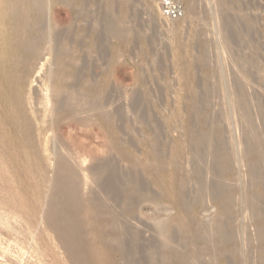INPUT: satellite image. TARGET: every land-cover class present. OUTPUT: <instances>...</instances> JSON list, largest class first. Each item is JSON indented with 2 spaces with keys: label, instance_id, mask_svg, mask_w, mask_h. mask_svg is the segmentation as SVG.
I'll list each match as a JSON object with an SVG mask.
<instances>
[{
  "label": "rangeland",
  "instance_id": "rangeland-1",
  "mask_svg": "<svg viewBox=\"0 0 264 264\" xmlns=\"http://www.w3.org/2000/svg\"><path fill=\"white\" fill-rule=\"evenodd\" d=\"M66 1L68 0H49V9L46 12L48 11L49 24L56 28L53 34L56 35L51 38L49 47L47 46L46 50L41 52L42 54L40 53L41 56L39 54V57H36L33 54H26L27 51L25 49L17 47L16 21L18 13L13 10V6L17 5V0H0V126L4 128L3 130L7 132L8 136H13L14 139L18 137L19 134L16 130L15 122L19 121L18 118L22 119V117L20 112L18 113L14 107L15 100L20 98L22 102H26L25 113L31 120L34 118L32 122L36 125L35 137L39 145L38 150L48 171V181L42 202L33 221L29 215H18L13 210L8 209V211L3 208L4 205L8 206L9 203L7 198H3L1 193L11 194L9 192L11 186L7 182L5 174L0 172V177L3 175V179L0 178V264H57L52 260L53 256L50 253H45L42 246V237L49 207L52 203L53 181L57 174L59 158L71 167L72 174L69 178L70 183H68L71 187L70 192L73 193V196H78L83 201L77 221L68 224L65 218L61 221L62 225L65 226L63 234L73 233L79 225L82 227V232L75 239V243L88 242L89 245L85 248V252L90 256L91 264H170L171 261H174L172 264H264L262 256L264 255L262 252L264 251V226H262L264 225V198H262L264 197V151H260L262 154L259 152V159L262 161L260 162V171L255 175H251V168L256 163L253 155L254 151L257 150L255 148L257 146L252 140L256 135V131L250 127L251 119L254 120L255 124L259 123V126L263 127L264 125V0H225V2L224 0H219V2L218 0H195L198 17L197 15L193 16L188 11L189 0H183L188 18L185 17V19L175 23L172 27L170 26V29L161 34H156L151 22L152 19L162 22L160 0H122V2L120 0H116L117 2L108 0V2L114 1L115 4L120 3L118 7L115 5V8L121 13H124L130 7L133 8L134 13L141 12L143 22L140 20L136 21V23H142L144 27L138 29L137 26L139 24L134 25V22L132 24V26H135L134 31L126 35H120L119 33H116L118 36L116 34L107 35V38L103 41H100L97 37L96 31L90 29L89 32L86 28L88 25L87 18L84 17L76 22L73 20L83 6L91 7L90 10L93 9L94 11L97 7L105 9L107 8L105 6L107 5V0H76L77 5H79L71 8L70 0L68 3ZM94 1L97 3H93ZM249 1L255 6L258 5V7L256 6L255 10H249L242 14L239 11L241 3L244 2L247 5ZM222 2L225 9L218 5ZM227 2L230 3V6L226 4ZM148 4L152 8L149 11H147ZM225 4L228 6H225ZM10 7L15 12L14 14L12 13L13 11L9 10ZM219 7L220 9H218ZM221 10L223 11L221 12ZM215 11H217L216 14L219 12L216 15L218 18L215 16ZM225 16L226 18L229 17L228 19L230 20H227ZM209 17L213 18V20L211 21ZM202 18L204 19L201 20ZM208 18L210 20H207ZM231 18L236 21L231 20ZM251 19H253L251 30H243L244 21ZM223 20L224 22L225 20L226 22L228 21L229 24L231 21L235 22L238 29L244 31L243 38L246 42H249L250 38L254 39L253 48H251L252 45H247L248 48L245 46L242 49L244 50L243 55L245 52L248 56H244V58L249 59V56H251L249 54H254L256 59L257 69H255V75L257 85L255 94L257 98L255 97V99L257 101L255 99L252 101L256 105L251 103L254 107L249 103V106H246L247 102H244V104L242 101L241 104L239 101H230L225 96L223 97L224 94L220 91L223 77L227 75L229 79L225 77L226 81H231V76L233 75L234 77L238 73V69L236 70V61L238 59L236 55L238 51L232 52L237 48H229L232 44L230 42L227 44V38H223L228 33L223 32L224 35H221L222 32L219 29ZM207 21H210V24ZM71 22L75 23L72 24ZM224 22L223 25L226 24ZM217 23L219 24L218 27ZM199 24L201 25L199 26ZM213 24L216 26L215 28H213ZM70 25L79 26L81 29L80 33L82 35L79 34L78 40L81 38L79 42H83V45L80 43L82 45L81 48H84L83 51L86 52L85 49H87L86 55L89 57H85L86 61L87 59L90 60H88V68L82 70L81 75L84 77V81L89 79V82H87L89 84L85 82L84 84L87 85H82L81 90L85 89L86 91H79V95L82 96H79L78 100L73 99L74 101H71L67 99V103L65 101L63 104L59 96L56 98L57 95L55 96L53 92L47 95L45 90L46 88L49 89L50 86L48 85L62 77V69L60 67L64 59L62 55L64 54L63 42L66 44V41L63 39L64 37L58 39V35L62 29V32L66 31ZM209 25H211L212 30ZM232 25H228V27H232ZM119 26L120 24L116 27L118 31L121 29V26ZM202 28L207 29L203 30ZM218 29L221 33H218ZM139 30L141 31L139 32ZM186 31L187 34L185 33ZM85 32H89V34L86 36L87 33ZM209 32L210 34H208ZM211 32L214 33L212 34ZM153 35L157 36L154 37ZM81 36H83V39ZM86 37L89 38L86 39ZM221 38L226 42L224 43ZM88 39H90V42ZM197 42L198 47L195 46ZM95 43L98 44L96 45ZM193 43L194 48L196 47L195 49H193ZM199 45L201 48H199ZM166 46L168 47L166 48ZM79 47L77 45L76 49L81 50ZM96 47L100 48V54ZM103 47L105 52L101 55ZM89 49L91 50L90 55L88 54L90 52ZM233 54H236L235 57ZM232 65L235 67H229ZM245 66L249 67V64L246 63ZM206 70L210 71L207 73ZM78 71H80V67L77 68L76 74H79ZM219 72H223L224 75ZM227 72H230L229 75ZM211 73L213 74L212 76ZM54 74L58 78L56 76L54 78ZM220 75L222 77H219ZM213 76H218V80ZM19 77L22 79V87L17 92L16 80ZM210 77H213V80ZM90 78L92 79L90 80ZM94 78L96 80L99 79V82ZM73 80L68 81L65 91L73 88ZM211 80L213 83H211ZM187 81L188 84L186 85ZM198 85L203 86L197 87ZM205 86L209 87V92L205 90L206 88L204 89ZM210 87H214L216 91ZM230 87L233 88L232 85ZM226 88L228 89L227 85ZM192 89L194 90L190 91ZM87 93L88 95H86ZM201 93H205L206 96L204 97L202 94L201 98ZM109 94L112 96H109ZM146 94L149 95L147 96ZM100 95H103V97ZM212 95H216V98ZM218 96L223 99H219ZM89 97H92V99ZM109 99H112V101H109ZM140 100L145 105H142ZM138 101L140 107L137 104ZM30 102H32V106ZM72 105L73 107L79 106L76 109V114L66 111ZM37 106L38 108H36ZM257 106L260 108L256 109ZM52 107L54 108L53 110ZM92 107L95 108L93 109ZM242 107L245 110L246 108L251 110L250 107H252L251 111L253 114L249 110L245 111ZM241 109H243L244 113ZM41 113L43 114L42 116L40 115ZM143 113L146 116L141 117ZM199 113L204 114V116L207 115V117L205 116V118ZM153 116L156 121H154ZM149 117L150 119H148ZM193 118L197 119V121H194ZM66 121L68 128L64 123ZM71 121H74V125ZM208 121H211V125ZM69 124H71V127H69ZM214 128L215 132L211 131ZM251 133H254L253 136H251ZM187 135L189 136L187 137ZM199 143L200 145L198 146ZM210 143L211 145H209ZM197 148L198 154L195 151ZM206 148H209V150H206ZM218 153H222L220 155V157L222 156L221 160L218 159ZM117 165L118 167L120 165L125 170V178L128 185L123 186L124 189L122 188L123 190L117 195L118 197H114L104 187L110 168ZM4 177L6 179L5 182H3ZM137 178H141V181L144 182L145 189L142 192L144 194L143 197L138 200L135 191L140 186L138 185L140 182ZM221 178L226 183L221 189H218L219 192L212 193L213 195L209 194L216 186L219 187ZM128 179H130L132 184L129 183ZM156 179L160 181L159 184L156 183ZM201 180L207 181L208 186H211L208 195L199 193ZM209 181L211 185H209ZM258 194H260L259 196L262 195L261 202H263L259 206L254 205L256 203H254V199L257 198ZM231 196L233 201L230 200ZM222 210H224L223 214L225 213V215L222 214ZM184 212H188L189 217L191 216L190 219L193 224L190 227L191 231H189L190 228L188 230V228L181 227L180 220L182 214L185 215ZM86 213H88L90 218L84 217ZM98 213L103 214L99 215L101 219H97ZM170 219L173 229L170 240L166 242L161 237V232L156 225L159 222H163V220ZM99 220H105L107 223ZM220 221L223 223L221 226L219 224ZM97 222L105 224H98L96 227ZM214 223L217 224L215 225ZM217 225L219 226V233ZM215 228L216 230H213ZM221 229H223L224 232H222L224 234ZM212 231L214 232L212 233ZM114 234H117L118 237ZM222 234L224 238H222ZM215 235H218V237ZM214 242H217V244ZM174 244H176V252H173L170 248L172 247L173 249ZM221 244L222 247H220ZM191 251L194 252L192 256L190 255ZM172 253H176L179 259L176 260L175 258L173 260Z\"/></svg>",
  "mask_w": 264,
  "mask_h": 264
},
{
  "label": "bare ground",
  "instance_id": "bare-ground-1",
  "mask_svg": "<svg viewBox=\"0 0 264 264\" xmlns=\"http://www.w3.org/2000/svg\"><path fill=\"white\" fill-rule=\"evenodd\" d=\"M69 1V0H68ZM68 1H66L67 3H68ZM87 1V0H86ZM86 1H84V2H86ZM101 1H104V0H101ZM116 1V0H115ZM121 2H122V0H120ZM188 1V0H187ZM222 1V0H221ZM220 1V2H221ZM228 1V0H227ZM243 1V0H242ZM82 2V1H81ZM83 2V3H84ZM117 2V1H116ZM119 2V1H118ZM124 2V1H123ZM218 2H219V0H218ZM224 2H225V0H224ZM66 3V4H67ZM69 3H70V8L71 7H74V6H78L77 5V1L76 0H70L69 1ZM87 3V2H86ZM90 3V2H89ZM93 3H97V2H93ZM98 3H101V2H98ZM106 3H107V5H105V3H104V5L105 6H107V8H99V7H97V9L94 11L93 9H91V10H93V11H91L90 10V8H88V6H83L82 8H81V10L80 11H78V13L74 16V20L73 21H79V19H82V18H87L88 20H87V29L89 30V32H90V29L92 30V31H96V34H98V38L100 39V41H103L105 38H107V35H110V36H112L111 34H123V35H126L127 33H130V32H132V31H134V28H135V26L134 25H137V24H139L137 27H138V29H142V27H144V24H142V23H139V22H137L136 23V21H142V19H141V17H142V13L140 12V13H138V12H136V13H134L133 12V8H129L128 10H126L124 13H121V12H119L118 11V9H116L115 8V5L118 7V4H120V3H116L115 4V2L114 1H109L108 2V0L106 1ZM129 3V2H128ZM8 4H10V3H8ZM81 4V3H80ZM85 4V3H84ZM88 4V3H87ZM102 4V3H101ZM226 4H229V6H230V3H226ZM225 4V6H228V5H226ZM93 5V4H92ZM218 5H220V7H222V9H225V8H223L224 7V3L222 2V3H220V4H218ZM9 6V5H8ZM49 0H17V5L16 6H13L14 8H13V10L16 12V13H18V18H17V15H16V18H17V23H16V25H17V27H16V36L18 37L17 39H18V41H17V44H18V46L17 47H19L20 49H25L26 51H27V53L26 52H24V53H26V54H33V56H36V57H39L38 55L41 53V52H43V51H45L46 50V47L49 45V43H51V38L53 37V36H55V35H53L55 32V29L56 28H54L55 26H53V25H50L49 24V22H48V11L46 12V10L47 9H49ZM66 6V5H65ZM68 6H69V4H68ZM96 6H98L97 4H96ZM100 6V5H99ZM102 6V5H101ZM257 7H258V5H256ZM256 6H255V4H253L252 2H248L247 3V5L244 3V2H242L241 3V7H240V9H239V11L242 13V14H244L246 11H249V10H255V8H256ZM94 7V6H93ZM92 7V8H93ZM103 7V6H102ZM126 7H127V5H126ZM148 10L147 11H149V9H152L151 8V6L148 4ZM220 7L218 8V9H220ZM185 8H186V6H185ZM188 11L194 16H196L197 15V17H198V14H197V4H196V1L195 0H189V3H188ZM95 9V8H94ZM119 9H120V7H119ZM160 9H161V0H160ZM9 10H11V11H13L12 10V7H10L9 8ZM187 10V9H186ZM6 11V10H5ZM12 12L13 14L15 13V12ZM187 11V12H188ZM218 11V10H217ZM217 11H215V16L216 15H218V13L216 14V12ZM223 10H221V12H222ZM188 12V13H189ZM220 12V14H222ZM149 13V12H148ZM4 14V13H3ZM55 14V13H54ZM69 14V13H68ZM154 14V13H153ZM209 14V13H208ZM7 15V14H6ZM149 15H150V13H149ZM162 15V14H161ZM192 15H191V17H192ZM223 15V14H222ZM221 15V16H222ZM14 16V15H13ZM152 16V15H151ZM189 16V15H188ZM209 16H211L210 14H209ZM212 16H214V14H212ZM214 16V17H215ZM157 17V16H156ZM185 17L186 18H188L187 16H186V11H185V16L183 17V18H181V19H178V20H173V19H169V18H166V17H161V19H162V22H158L157 21V19L156 20H154V19H152V24H153V26H154V29H155V31H156V34H161V33H163V32H165V31H167V29H170V26L172 27V25L174 26V24L175 23H177V22H180V21H182L183 19H185ZM201 17V16H200ZM207 17H208V15H207ZM68 18V17H67ZM195 18V17H194ZM210 19H211V17H209ZM207 19V20H210V19ZM216 18H218V16H216ZM222 18V17H221ZM225 18H226V16H225ZM229 18V17H228ZM228 18H226L227 20H230V19H228ZM70 19H71V17H70ZM76 19V20H75ZM200 19V18H199ZM204 18H202L201 20H203ZM224 19V18H223ZM233 18H231V20H232ZM55 20H57V19H55ZM206 20V19H205ZM213 20V18L211 19V21ZM215 20V19H214ZM221 20V19H220ZM234 20V19H233ZM14 21V20H13ZM69 21V20H68ZM70 21H72V20H70ZM86 21V20H85ZM194 21H196V20H194ZM216 21H218V20H216ZM234 21H236V20H234ZM74 22V23H75ZM136 24H135V23ZM143 22V21H142ZM199 22V21H198ZM202 22V21H201ZM208 22V21H207ZM210 22V21H209ZM208 22V23H209ZM219 22V21H218ZM223 22H224V20H223ZM223 22H222V25L219 27V29L221 30V32H222V34L221 35H224L223 34V32H226V33H228V34H226V37L225 36H223V38H227V44L230 42L232 45H231V47H229L230 49L231 48H237L235 51L233 50H231L233 53L234 52H237L238 51V54L236 55L237 57H238V59H237V57H236V59H237V61H236V70L238 69V73L236 74V75H234V77H233V75L231 76L232 77V79H231V81H229V80H227L226 81V79H225V77H228L227 75H226V73H225V75L226 76H224L223 78H220V79H223L222 80V82H221V87H222V89L220 90L223 94V97L225 96V98H228V99H230V101H239L240 103L243 101V103L245 102H247V104H246V106H249L248 105V103L251 105V106H253L251 103H253L252 101H254V99H255V97H256V94H255V88H256V75H255V69H257L256 68V66H257V64H256V59H255V56H254V54H249V55H251V56H249V59H246V58H244V56H247L246 54L247 53H245L244 52V55H243V51L244 50H242L245 46H246V48H248L247 47V45L248 46H251V48H253V38H250V40H249V42H246V40L243 38V36H244V31H241L240 29H238V27H237V24L235 23V22H233V21H231V23L229 24L228 23V21L226 22V20H225V22H226V24H224L223 25ZM224 22V23H225ZM72 23V22H71ZM74 23H72V24H74ZM134 23V25L132 26V24ZM196 23V22H195ZM219 23H221V22H219ZM68 24H70V22H68ZM67 24V25H68ZM120 24V26H121V29H119V31H118V29H116V27L118 26ZM210 24V23H209ZM211 24H212V22H211ZM215 25H216V23H214ZM213 24V25H214ZM231 24H233L232 25V27H228V25H230L231 26ZM64 25V24H63ZM76 25V24H75ZM146 25V24H145ZM183 25H185V24H183ZM201 24H199V26H200ZM206 25V24H205ZM208 25V24H207ZM212 25V26H213ZM214 25V27L213 28H215L216 26ZM119 26V27H120ZM211 25H209V27H210ZM219 26V24L217 23V27ZM252 26H253V19H251V20H246V21H244V23H243V30H248V31H250L251 30V28H252ZM64 27H66V26H64ZM136 27V28H137ZM197 27V26H196ZM208 27V26H207ZM184 28V27H183ZM198 28V27H197ZM211 28V27H210ZM62 29V28H61ZM65 29H67V28H65ZM144 29V28H143ZM203 29V28H202ZM207 29V28H206ZM205 28L203 29V30H206ZM218 29V30H219ZM63 30V29H62ZM62 30H61V32L59 33V35H58V39H60V38H62V37H64L63 39H65V41H66V44H65V42H63V50H64V54H62L64 57V59L63 58H61V59H63V62L61 63V69H62V77H57L56 76V74H54V78H55V76L58 78V79H56V81H54V80H52V81H54V82H52L50 85H48V86H50L49 87V89L48 88H46V92H47V95H49V93H51V92H53L54 94H55V96H56V98L59 96V98H61V102H63V104H64V102L68 99V100H78L79 99V91L81 90V88H82V85H87V84H89V83H87V82H89V79H88V81L87 80H85L84 81V77L81 75V71L82 70H84V69H86V68H88V62L90 61L89 59H87V61H86V58L85 57H89V56H87L86 55V52H87V49H85L86 50V52L85 51H83V49L84 48H81L82 47V45H83V42H79V40L81 39V38H79V40H78V36H79V34H81L80 32H81V29H80V27L79 26H74V25H70L69 26V28L66 30V31H63L62 32ZM118 32H117V31ZM137 30V29H136ZM175 31H177L176 29H174ZM185 30V29H184ZM183 30V31H184ZM209 30V29H208ZM211 30H212V28H211ZM210 30V31H211ZM220 30L218 31V33H221L220 32ZM87 31V30H86ZM141 30H139V32H140ZM143 31V30H142ZM192 31H193V29H192ZM191 31V32H192ZM214 31V30H213ZM215 31L217 32V30L215 29ZM57 32V31H56ZM89 32L87 33V32H85V33H87L86 34V36L89 34ZM138 32V31H137ZM171 32V31H170ZM188 32H189V29H188ZM173 33V32H172ZM186 34H187V31L185 32ZM198 33H199V31H198ZM205 33V32H204ZM212 33V32H211ZM214 33V32H213ZM212 33V34H213ZM116 34V35H117ZM184 34V33H183ZM208 34H210V32L208 33ZM217 34V33H216ZM82 35V34H81ZM141 35V34H140ZM177 35V34H176ZM203 35V34H202ZM206 35V34H205ZM204 35V36H205ZM215 35V34H214ZM219 35V34H218ZM85 36V35H84ZM118 36V35H117ZM116 36V37H117ZM154 36V35H153ZM155 36H157V35H155ZM154 36V37H155ZM161 36V35H160ZM165 36V35H164ZM185 36H188V35H185ZM196 36V35H195ZM220 36V35H219ZM82 37V39H83V36H81ZM96 37V38H97ZM115 37V36H114ZM113 37V38H114ZM153 37V38H154ZM167 37V36H166ZM221 37V36H220ZM85 38V37H84ZM87 38H89V37H86V39ZM118 38V37H117ZM116 38V39H117ZM120 38V37H119ZM123 38V37H122ZM156 38H159V37H156ZM163 38V37H162ZM168 38V37H167ZM190 38V37H189ZM197 38V37H196ZM196 38H194V39H196ZM115 39V38H114ZM166 39V38H165ZM171 39V38H170ZM186 39V38H185ZM222 39V38H221ZM16 40V39H15ZM89 40V42H90V39H88ZM112 40V39H111ZM125 40H128V39H125ZM155 40V39H154ZM162 40H164V39H162ZM161 40V41H162ZM172 40V39H171ZM183 40V39H182ZM98 41V40H97ZM130 41V40H129ZM157 41V40H156ZM173 41V40H172ZM185 41V40H184ZM194 41V40H193ZM197 41V40H196ZM195 41V42H196ZM202 41V40H201ZM204 41V40H203ZM222 41H223V39H222ZM225 41V42H226ZM62 42V41H61ZM94 42V41H93ZM96 42V41H95ZM121 42V41H120ZM128 42V41H127ZM136 42V41H135ZM205 42V41H204ZM224 42V41H223ZM224 42V43H225ZM82 45H81V44ZM88 43V42H87ZM124 43H126V42H124ZM131 43H133L132 41H131ZM171 43V42H170ZM183 43V42H182ZM185 43V42H184ZM96 45L98 44V43H95ZM101 44V43H100ZM196 44V43H195ZM203 45H204V43H202ZM226 44V45H227ZM234 44V45H233ZM77 45H79L80 47L79 48H81V50H77L76 49V46ZM167 45H169V44H167ZM193 45V49H195L194 48V43L192 44ZM198 45V42H197V44L195 45V46H197ZM205 45H207V44H205ZM62 46V45H61ZM86 46V45H85ZM95 46V45H94ZM135 46H136V44H135ZM170 46V45H169ZM190 46V45H189ZM200 46V45H199ZM227 46H229V45H227ZM233 46V47H232ZM235 46V47H234ZM49 47V46H48ZM89 47V46H88ZM92 47V46H91ZM102 47V46H101ZM168 46H166V48H167ZM198 47V46H197ZM86 48V47H85ZM97 48V47H96ZM185 48V47H184ZM199 48H201V46L199 47ZM204 48V47H203ZM228 48V50H230ZM100 49V48H99ZM98 48H97V50H98V52L100 51ZM181 49V48H180ZM205 49V48H204ZM60 50V49H59ZM61 50H62V47H61ZM104 50V51H103ZM103 50H101L102 51V53H101V55L103 54V52H105V49H104V47H103ZM186 50V49H185ZM197 50H198V48H197ZM202 50V49H201ZM246 50V49H245ZM89 55H90V53H91V50L89 49ZM93 51H94V48H93ZM107 51V50H106ZM109 51V50H108ZM183 51V50H182ZM199 51V50H198ZM95 52V51H94ZM121 52V51H120ZM185 53V52H184ZM195 53H197V52H195ZM240 53V54H239ZM42 54V53H41ZM41 54H40V56H41ZM97 54V53H96ZM99 54H100V52H99ZM98 54V55H99ZM181 54H182V52H181ZM94 55V54H93ZM97 55V56H98ZM234 55V54H233ZM235 55H234V57H235ZM92 56V55H91ZM240 56V57H239ZM118 57H120V56H118ZM192 57V56H191ZM230 57H231V55H230ZM233 57V56H232ZM248 57V56H247ZM41 58V57H40ZM95 58V57H94ZM18 59V58H17ZM21 59H22V56H21ZM96 59V58H95ZM103 59V58H102ZM102 59H101V61H102ZM246 59V60H245ZM89 60V61H88ZM93 60V59H92ZM232 60H233V58H232ZM31 61H32V59H31ZM34 61V60H33ZM40 61V60H39ZM57 62V61H56ZM92 62V61H91ZM97 62V61H96ZM96 62H95V64H96ZM103 62V61H102ZM233 62V61H232ZM101 63V62H100ZM249 64V67H246L245 66V64ZM17 64H18V62H17ZM16 64V65H17ZM204 64V63H203ZM233 64V63H232ZM91 65V64H90ZM103 65V64H102ZM101 65V66H102ZM234 65H235V62H234ZM59 66V65H58ZM203 66V65H202ZM31 67V66H30ZM34 67H35V64H34ZM33 67V68H34ZM37 67V66H36ZM80 67V71H78V73L79 74H76V71H77V68H79ZM91 67V66H90ZM93 67V66H92ZM103 67V66H102ZM229 67H232V68H234L235 66H229ZM101 68V67H100ZM34 69H36V68H34ZM202 69V68H201ZM205 69V68H204ZM209 69V68H208ZM91 70L93 71V69L91 68ZM211 70V69H210ZM210 70H206L207 71V73L210 71ZM228 70V69H227ZM235 70V69H234ZM92 71H90V72H92ZM212 71H213V69H212ZM211 71V72H212ZM215 71V70H214ZM224 71V70H223ZM233 71V70H232ZM34 72V71H33ZM96 72V71H95ZM185 72V71H184ZM201 72V71H200ZM205 72V71H204ZM234 72V71H233ZM214 73V72H213ZM216 73V72H215ZM219 73H223V72H219ZM228 73V72H227ZM230 73V72H229ZM229 73H228V75H229ZM60 74V73H59ZM86 74V73H85ZM94 74V73H93ZM201 74V73H200ZM200 74H199V78L202 76V74H201V76H200ZM206 74V73H205ZM204 74V75H205ZM232 74V73H231ZM230 74V75H231ZM95 75V74H94ZM111 75V74H110ZM207 75V74H206ZM205 75V76H206ZM213 74L211 73V76H212ZM223 75H224V73H223ZM92 76V75H91ZM96 76V75H95ZM214 77V76H213ZM213 77L211 78L212 80H213ZM218 77V76H217ZM217 77L215 76L214 78H216L217 79ZM219 77H222L221 75L219 76ZM86 79H87V77H85ZM206 78H209V77H206ZM31 79V78H30ZM72 79H74L72 82H74V85H73V88L72 89H70V90H68V91H65V89H67L66 87H67V84H68V81L69 80H72ZM92 78H90V80H91ZM95 79V78H94ZM198 79V78H197ZM201 79V78H200ZM227 79H229V77L227 78ZM25 80V79H24ZM27 81L29 80V79H26ZM96 80V79H95ZM210 80V79H209ZM211 80V81H212ZM218 80V79H217ZM30 81V80H29ZM32 81H33V79H32ZM96 81H98L99 82V79L98 80H96ZM96 81H95V84L97 85V83H96ZM189 81V80H188ZM188 81H187V83H186V85L188 84ZM71 82V81H70ZM87 83V84H84V83ZM92 82H93V80H92ZM200 82V81H199ZM204 82V81H203ZM210 82V81H209ZM211 83H213V81L211 82ZM210 83V84H211ZM24 84H25V82H24ZM70 84V83H69ZM73 84V83H72ZM92 84V83H91ZM199 84V83H198ZM203 84H205V83H203ZM233 86V88H231L230 86L231 85ZM93 85V84H92ZM96 85H94V86H96ZM206 85H207V83H206ZM226 85L228 86V89L226 88ZM91 86V85H90ZM201 86H203V85H201ZM201 86H197V87H201ZM215 86V85H214ZM16 87H17V92L21 89V87H22V79L19 77V78H17V80H16ZM25 87V86H24ZM85 87V86H84ZM196 87V88H197ZM212 87V86H211ZM210 87V88H211ZM28 88V87H27ZM32 88V87H31ZM99 88H100V86H99ZM98 88V89H99ZM107 88V87H106ZM195 88V87H194ZM206 88V89H205ZM215 88H216V86H215ZM214 87L213 88H211V89H213V90H215L216 91V89H215ZM226 88V89H225ZM48 89V90H47ZM97 89V90H98ZM187 90H189L188 88H186ZM202 89V88H201ZM204 89L205 90H208V92H209V87L208 86H205L204 87ZM210 89V90H211ZM85 90V89H84ZM84 90H81V91H84ZM104 90V89H103ZM103 90H102V92H103ZM106 90V89H105ZM108 90V89H107ZM194 89H192V90H190V91H193ZM64 91V92H63ZM86 91V90H85ZM90 91V90H89ZM89 91H87L88 93H90ZM149 91V90H148ZM195 91H197V90H195ZM68 92V93H67ZM200 92V91H199ZM206 92V91H205ZM208 92H207V95H208ZM81 93V92H80ZM84 93V92H83ZM88 93L86 94V95H88ZM92 93V92H91ZM108 93V92H107ZM144 93V92H143ZM146 93V92H145ZM192 93V92H191ZM195 93V92H194ZM212 93H214V92H212ZM219 93V92H218ZM25 94V93H24ZM33 94V93H32ZM82 94V93H81ZM93 94V93H92ZM97 94H98V92H97ZM101 94V93H100ZM105 94H106V92H105ZM190 94V93H189ZM197 94V93H196ZM196 94H195V96H196ZM202 94L203 93H201V98H202ZM215 94V93H214ZM221 94V93H220ZM53 95V94H52ZM99 95V94H98ZM97 95V96H98ZM104 95V94H103ZM103 95H100V96H102L103 97ZM111 94H109V96H110ZM144 95V94H143ZM142 95V96H143ZM147 95V94H146ZM149 95V94H148ZM147 95V96H148ZM198 95V94H197ZM45 96V95H44ZM82 96V95H81ZM80 96V97H81ZM89 96H91V94H89ZM94 96V95H93ZM100 96H99V98H100ZM112 96V95H111ZM147 96H146V98H147ZM199 96H200V93H199ZM199 96H198V98H199ZM203 96L205 97L206 96V94L204 93L203 94ZM209 96V95H208ZM212 96H214L215 98H216V95H212ZM220 96V95H219ZM218 96V97H219ZM29 97V96H28ZM47 97V96H46ZM106 97H108L107 95H106ZM210 97H211V95H210ZM58 98V100H60ZM83 98V97H82ZM85 98H87V97H85ZM89 98H91L92 99V97H89ZM98 98V99H99ZM104 98H105V96H104ZM109 98V97H108ZM190 98V97H189ZM195 98V97H194ZM197 98V97H196ZM257 98V97H256ZM32 99V98H31ZM30 99V100H31ZM84 99V98H83ZM94 99V98H93ZM140 99H142V98H140ZM148 99V98H147ZM219 99H223V98H221V97H219ZM47 100V99H46ZM73 100V101H74ZM90 100V99H89ZM100 100V99H99ZM102 100V99H101ZM103 100H105V99H103ZM112 101V99H109V101ZM211 100V99H210ZM256 100V99H255ZM260 100V99H259ZM258 100V101H259ZM36 101V100H35ZM35 101H33V102H35ZM43 101V100H42ZM49 101H50V99H49ZM70 101V102H71ZM91 101V100H90ZM94 101V100H93ZM95 101H96V99H95ZM107 101V100H106ZM141 101V100H140ZM144 101H145V99H144ZM190 101V100H189ZM194 101V100H193ZM198 101V100H197ZM207 101V100H206ZM257 101V100H256ZM52 102V101H51ZM102 102V101H101ZM142 102V101H141ZM205 102V101H204ZM209 103H210V101H208ZM207 102V103H208ZM29 103V102H28ZM31 103V106H32V102H30ZM50 103V102H49ZM53 103V102H52ZM66 103H67V101H66ZM78 103H80V102H78ZM100 103V102H99ZM104 103V102H103ZM103 103H102V106H103ZM106 103V102H105ZM190 103H191V101H190ZM199 103H200V101H199ZM206 103V102H205ZM235 103V102H234ZM238 103V102H237ZM244 103V104H245ZM46 104V103H45ZM60 104V103H59ZM59 104H57L58 106H59ZM62 104V103H61ZM72 104H74L73 102H72ZM83 104V103H82ZM84 104H85V102H84ZM90 104V103H89ZM108 104V103H107ZM138 105H139V101H138V103H137ZM141 104V103H140ZM144 104V102H142V105ZM196 104H198V103H196ZM242 104V103H241ZM254 104V103H253ZM30 105V104H29ZM36 105H37V101H36ZM56 105V107H58ZM80 106H81V104H79ZM101 105V104H100ZM105 105V104H104ZM141 105V106H142ZM145 105V104H144ZM199 105V104H198ZM202 105V104H201ZM204 105V104H203ZM254 105H256V104H254ZM257 105H259L258 103H257ZM26 106H27V104H26V102H22L21 100H20V98L19 99H16L15 100V109L17 110V112L19 113L20 112V114H21V117H22V119H20V118H18L19 119V121H16L15 122V125H16V130L18 131V134H19V136L18 137H16L15 139L13 138V136H8L7 135V132L6 131H4L3 129V127L2 126H0V163H1V165H0V168H1V170H0V172L1 173H4L5 175L4 176H6V179H7V182H9V184H10V186H11V188L9 189V192L11 193V194H9V193H5V192H3V194L1 193V195L3 196V198L5 197V199L7 198V200H8V203H9V205L7 206V205H2L3 206V208L5 209V210H8V209H10V210H13V211H15L18 215L19 214H23V215H29L30 216V218H31V220L33 221L34 220V218L36 217V215L38 214V211H39V208H40V205H41V202H42V198H43V194H44V190H45V187H46V185H47V181H48V171H47V166L44 164V162L42 161V158H41V156H40V153H39V150H38V142H37V138L35 137L36 135H35V133H36V128H35V126L36 125H34V122H32V120L34 119H30V118H28L27 117V114L25 113V108H26ZM70 106H71V104H70ZM74 106H75V104H74ZM86 106V105H85ZM92 106V105H91ZM95 106V105H94ZM99 106V105H98ZM105 106H107V105H105ZM104 106V107H105ZM111 106V105H110ZM207 106H208V104H207ZM236 106H237V104H236ZM239 106L241 107V105L239 104ZM260 106V105H259ZM43 107H45V106H43ZM62 107V106H61ZM77 107H79V106H76V107H73V105H72V107H70V109H68V110H66L68 113H75V112H77L76 111V109H77ZM82 107V106H81ZM139 107H140V105H139ZM143 107V106H142ZM244 107V106H243ZM242 107V108H243ZM254 107V106H253ZM35 108V107H34ZM36 108H38V106L36 107ZM46 108V107H45ZM59 108V107H58ZM67 108V107H66ZM93 108V107H92ZM95 108V107H94ZM93 108V109H94ZM98 108V107H97ZM106 108V107H105ZM108 108V107H107ZM201 108V107H200ZM204 108V107H203ZM237 108H239V107H237ZM245 108V107H244ZM243 108V109H244ZM249 108V107H248ZM251 108V110H252V107H250ZM258 108V106L256 107V109ZM260 108V107H259ZM258 108V109H259ZM262 108V107H261ZM28 109H29V106H28ZM54 108L52 107V110H53ZM57 109V108H56ZM92 109V110H93ZM102 109V108H101ZM104 109V108H103ZM243 109H241L242 110V112H243ZM37 110V109H36ZM80 110V109H79ZM78 110V111H79ZM91 110V111H92ZM97 110V109H96ZM106 110V109H105ZM142 110H144V109H142ZM245 110V109H244ZM246 110H249V109H247L246 108ZM245 110V111H246ZM251 110H249V111H251ZM253 110H254V108H253ZM32 111V110H31ZM38 111V110H37ZM39 111H42V110H39ZM49 111V110H48ZM141 111V110H140ZM145 111V110H144ZM144 111H142V112H144ZM147 111V110H146ZM149 111H151V110H149ZM201 111H202V109H201ZM204 111V113H205V109L203 110ZM36 112V111H35ZM252 112V111H251ZM251 112H249V113H251ZM46 113H47V111H46ZM51 113V112H50ZM53 113V112H52ZM140 113V112H139ZM147 113V112H146ZM190 113V112H189ZM244 113V112H243ZM249 113H248V117H249ZM255 113V112H254ZM257 113H258V111H257ZM256 113V114H257ZM31 114V113H30ZM76 114V113H75ZM142 114V113H141ZM193 114V113H192ZM206 114H207V112H206ZM252 114H253V112H252ZM260 114V113H259ZM35 115V114H34ZM38 115V114H37ZM41 116L43 115L42 113L40 114ZM48 115H49V113H48ZM48 115H46V116H48ZM72 116H73V114H71ZM70 115V116H71ZM144 115L146 116V114H144L143 113V115H141V117L143 116L144 117ZM148 115V114H147ZM188 115V114H187ZM186 115V116H187ZM191 115V114H190ZM199 115H203L204 116V114H200L199 113ZM209 115H211V114H209ZM263 115V114H262ZM66 116H67V114H66ZM152 116V115H151ZM195 116V115H194ZM206 117H207V115H205ZM204 116V117H205ZM214 116V115H213ZM213 116H212V118H213ZM252 116V115H251ZM250 116V117H251ZM85 117V116H84ZM154 117V116H153ZM201 117V116H200ZM205 117V118H206ZM217 117V116H216ZM41 118V117H40ZM46 118H48V117H46ZM65 118V117H64ZM90 118V117H89ZM89 118H87V119H89ZM93 118V117H92ZM146 118V117H145ZM211 118V117H210ZM254 118V117H253ZM30 119V120H29ZM140 119V118H139ZM143 119V118H142ZM148 119H150V117L148 118ZM189 119V118H188ZM194 119V118H193ZM193 119H192V125H193ZM36 120V119H35ZM40 120V119H39ZM92 120V119H91ZM146 120V119H145ZM197 121V119H194V121ZM204 120H206V119H204ZM208 120V119H207ZM212 120V119H211ZM82 121H84V120H82ZM149 121V120H148ZM154 121H156L155 120V117H154ZM153 121V122H154ZM250 121V120H249ZM48 122V121H47ZM69 122V121H68ZM72 122V124L74 123V121H71ZM208 122H210V125H211V121H208ZM207 122V123H208ZM263 122H264V120H263ZM40 123V122H39ZM63 123V122H62ZM65 123V126L67 127V121L66 122H64ZM76 123H77V121H76ZM75 123V124H76ZM78 123H81V122H78ZM88 123V122H87ZM36 124H38V123H36ZM61 124V123H60ZM82 124V123H81ZM186 124V123H185ZM195 124V123H194ZM212 124H214V123H212ZM249 124V123H248ZM257 124V123H256ZM255 124V122H254V120L253 119H251V121H250V127H251V129H253V130H255L256 131V135L254 136V138L252 139L253 140V142L255 143V145L257 146V147H255V148H257V150L256 151H254V155H253V159L255 160V165H253V168H251L252 170H251V175H255V174H257L259 171H260V168H261V166H260V162H262V161H260V159H259V152L261 151V150H263L264 151V125H263V127L262 126H259V123L256 125ZM264 124V123H263ZM61 125H63V124H61ZM74 125V124H73ZM72 125V126H73ZM156 125V124H155ZM190 125H191V123H190ZM189 125V126H190ZM191 125V126H192ZM201 125V124H200ZM206 125H208V124H206ZM61 127V126H60ZM63 127V126H62ZM69 127H71V124H69ZM195 127V126H194ZM209 127V126H208ZM212 127V126H211ZM41 128V127H40ZM39 128V129H40ZM48 128V127H47ZM49 128H51L50 126H49ZM68 128V127H67ZM193 128V127H192ZM213 128V127H212ZM194 129V128H193ZM201 129V128H200ZM47 130H49V129H47ZM46 130V131H47ZM154 130V129H153ZM158 130V129H157ZM187 130H190V129H187ZM209 130V129H208ZM215 130V128L212 130L211 129V131H214ZM40 131V130H39ZM44 131V130H43ZM197 131V130H196ZM216 131H218V130H216ZM158 132V131H157ZM192 132V131H191ZM190 132V133H191ZM194 132V131H193ZM198 132V131H197ZM196 132V133H197ZM203 132V131H202ZM215 132V131H214ZM214 132H213V135H214ZM247 132V131H246ZM190 133H188V134H190ZM199 133H201L200 131H199ZM205 133V132H204ZM204 133H202L203 135H204ZM217 133V132H216ZM218 133H219V131H218ZM217 133V134H218ZM38 134V133H37ZM194 134V133H193ZM209 134H210V132H209ZM252 134V133H251ZM254 134V133H253ZM253 134L251 135V136H253ZM198 135V134H197ZM196 135V136H197ZM201 135V134H200ZM203 135H202V137H203ZM156 136V135H155ZM159 136V135H158ZM189 135H187V137H188ZM191 137V136H190ZM201 137V136H200ZM199 137V138H200ZM205 137V136H204ZM219 137H220V134H219ZM192 138V137H191ZM195 138V137H194ZM198 138V137H197ZM206 138V137H205ZM216 138H217V136H216ZM252 138V137H251ZM156 139V138H155ZM217 139H219V138H217ZM201 140V139H200ZM204 140V139H203ZM251 140V141H252ZM157 141V140H156ZM189 141H191V143H192V140H190L189 139ZM206 141V140H205ZM211 141V140H210ZM198 142V141H197ZM207 143H208V141H206ZM221 142V141H220ZM202 143V142H201ZM206 143V144H207ZM152 144V143H151ZM192 144H194V143H192ZM221 144V143H220ZM160 145V144H159ZM197 145V144H196ZM195 145V146H196ZM200 145V143L198 144V146ZM204 145H205V142H204ZM209 145H211V143L209 144ZM253 145V144H252ZM197 146V147H198ZM157 147H160V146H157ZM193 147H194V145H193ZM207 147V146H206ZM208 147H210V146H208ZM213 147V146H212ZM199 148V147H198ZM198 148L195 150L196 151V153H197V150H198ZM215 148H217V147H215ZM214 148V149H215ZM219 148V147H218ZM217 148V149H218ZM117 149V148H116ZM192 149V148H191ZM190 149V150H191ZM221 149H222V146H221ZM199 150H200V148H199ZM206 150H209V148H206ZM213 150V149H212ZM211 150V151H212ZM216 150V149H215ZM220 150V149H219ZM192 151V150H191ZM216 151H218V150H216ZM216 151H215V153H216ZM221 151V150H220ZM193 152V151H192ZM202 152V151H201ZM205 153H206V151H204ZM208 152V151H207ZM222 152V151H221ZM250 152V151H249ZM262 152V151H261ZM260 152V153H261ZM199 153H200V151H199ZM204 153V154H205ZM212 153V152H211ZM214 153V154H215ZM264 153V152H263ZM198 154V153H197ZM203 154V155H204ZM209 154V153H208ZM222 154V153H221ZM220 153H218L217 155L219 156V158L218 159H220L221 157H220V155H221ZM262 154V153H261ZM206 156H207V154H205ZM213 155V154H212ZM216 155V154H215ZM251 156V155H250ZM8 157V158H7ZM252 157V156H251ZM261 157V156H260ZM196 158H197V156H196ZM61 158H59V161L57 162L58 164H57V167H58V170H57V174L55 175V178H54V181H53V186H54V189H53V192H52V195H51V197H52V203H51V205H50V207H49V211H48V214H47V218H46V224H45V228H44V230H43V237H42V246H43V248H44V251H45V253L46 254H48V253H50V255H52L53 256V261L55 262V263H57V264H91L90 263V256L87 254V252H85V248H87L88 247V242L86 241V243H81V244H76L75 242V239L77 238V236L82 232V227H80V225L77 227V229H75L74 231H73V233H70V234H63L64 233V227L65 226H63L62 225V223H61V221L65 218L67 221V224L68 223H74L75 221H77L78 220V218H79V212H80V210H81V208H82V205H83V201H81L80 199H79V197L78 196H73V193L72 192H70L71 191V187L68 185V183H70V181H69V178H70V175L72 174V171H71V167H69L68 166V164L65 162V161H63L62 159L60 160ZM226 159V158H225ZM250 159V158H249ZM58 160V159H57ZM175 160V159H174ZM221 160V159H220ZM224 160V159H223ZM262 160H263V157H262ZM176 161H177V159H176ZM212 161V160H211ZM217 161V160H216ZM253 161V160H252ZM175 162V161H174ZM216 163V162H215ZM221 164V163H220ZM216 166V165H215ZM218 167H219V165H218ZM119 168H121V169H119ZM123 167H121L120 165H119V167H118V165L117 166H113L112 168H110V170H109V172H108V176H107V180H106V183H105V189L109 192V194L110 195H112V196H114V197H118L117 195L120 193V191L121 190H123L124 189V187H125V185L127 184L126 182H127V179L125 178L126 176H125V170H123L122 169ZM213 168V167H212ZM217 169V168H216ZM131 171V170H130ZM127 172V171H126ZM133 172H134V170H133ZM128 173V172H127ZM155 174V173H154ZM126 175H128V174H126ZM134 175H135V173H134ZM139 175V174H138ZM156 176V175H155ZM128 178H129V176H127ZM131 177V176H130ZM133 177V176H132ZM135 177H137V176H135ZM199 177V176H198ZM203 177V176H202ZM1 179H3V175L0 177ZM157 178V177H156ZM201 178V177H200ZM5 177H4V181L3 182H5ZM133 179V178H132ZM137 179H139V178H137ZM158 179H160V178H158ZM158 179H156L157 180V184H159L160 183V181L158 180ZM222 179V178H221ZM129 181H130V179H128ZM200 180V179H199ZM128 181V182H129ZM137 181V180H136ZM136 181H134V182H136ZM6 182V183H7ZM139 184L138 185H140V186H138V189L137 188H134V189H137L135 192H136V198H137V200L138 199H140V197H143V193L142 192H144V182L143 181H141V178L139 179ZM129 183H131V181L129 182ZM138 183V182H137ZM209 183H210V181H209ZM226 182L224 181V179H222L221 181H220V184H219V187H215V189L214 190H212L210 193L208 192L209 191V189H211V186H208V183H207V181H204V180H201V183H200V185H199V190H200V192L199 193H205V195H208V193L209 194H212V193H216V192H219V190L218 189H221V187L225 184ZM3 184V183H2ZM8 184V183H7ZM132 184V183H131ZM1 185V184H0ZM5 185V184H4ZM71 185V184H70ZM128 185V184H127ZM130 185V184H129ZM209 185H211V183L209 184ZM124 186V187H123ZM215 186V185H214ZM126 187H128V186H126ZM198 187V186H197ZM123 188V189H122ZM4 190V189H3ZM0 192H1V190H0ZM7 192V191H6ZM134 192V193H135ZM198 192V191H197ZM205 195H204V197H205ZM213 195V194H212ZM232 195V194H231ZM234 195V194H233ZM260 194H258V196H259ZM258 196H257V198H258ZM262 196V195H261ZM261 196H259V198L257 199H254V205H258L259 206V204L260 203H263V202H261ZM197 197V196H196ZM230 197V196H229ZM232 197V196H231ZM135 198V199H136ZM201 198V197H200ZM262 198H264V197H262ZM203 199V198H202ZM253 199V198H252ZM6 200V201H7ZM230 200H232L233 201V197L232 198H230ZM236 200V199H235ZM257 200V201H256ZM135 201V200H134ZM220 201V200H219ZM221 201H223V200H221ZM224 202V201H223ZM7 203V204H8ZM137 203H138V201H137ZM222 203V202H221ZM249 203V202H248ZM220 204V203H219ZM225 204H226V202H225ZM231 204V203H230ZM264 204V203H263ZM222 205V204H221ZM253 205V206H254ZM5 206H6V208H5ZM251 206V205H250ZM255 208V207H254ZM257 208V207H256ZM264 208V207H263ZM256 210V209H255ZM9 211V210H8ZM264 211V210H263ZM223 212H224V210H222V214H223ZM251 213H253V212H251ZM255 213H256V211H255ZM261 213V212H260ZM91 214V213H90ZM93 214V213H92ZM184 214L185 215H183L182 214V218H181V220H180V223L182 224V226L181 227H184L185 229L186 228H188V230H189V228L191 227V219H190V217H189V215H188V212H184ZM254 214V213H253ZM262 214V213H261ZM94 215H95V213H94ZM99 215H103L102 213H98V216H97V219L100 217ZM223 215H225V213L223 214ZM222 216V215H221ZM84 217L85 218H90L89 217V215H88V213H86L85 215H84ZM263 217V216H262ZM216 218V217H215ZM226 218V217H225ZM236 218V217H235ZM264 218V217H263ZM99 219H101V218H99ZM103 219V218H102ZM218 219V218H217ZM231 219V218H230ZM233 219V218H232ZM251 220V219H250ZM261 220V219H260ZM100 222H106L105 220H99ZM159 221H161V220H159ZM263 221V220H262ZM155 222V221H154ZM217 222V221H216ZM233 222H235V221H233ZM232 222V223H233ZM260 222V221H259ZM107 223V222H106ZM171 223V219L170 220H163V222H159L157 225H156V227L160 230V232H161V237L163 238V240L164 241H166V242H168L169 240H170V235L172 234V229H173V225L172 224H170ZM213 223V222H212ZM218 223V222H217ZM217 223H214L215 225L217 224ZM227 223V222H226ZM97 225H95L96 227L98 226V222L96 223ZM105 224V223H104ZM104 224H99V225H104ZM220 226L221 225H223V223H221V221H220ZM230 224V223H229ZM258 224V223H257ZM260 224V223H259ZM263 224V223H262ZM261 224V225H262ZM193 225V224H192ZM213 225V224H212ZM215 225H214V227H215ZM233 225H235V224H233ZM106 226V225H105ZM218 226V225H217ZM262 226H264V225H262ZM99 227H103V226H99ZM212 227V226H211ZM228 227H229V225H228ZM217 228V227H216ZM216 228L215 229H213V230H216ZM221 228V227H220ZM230 228V227H229ZM252 228V227H251ZM258 228V227H257ZM106 229V228H105ZM212 229V228H211ZM210 229V230H211ZM231 229V228H230ZM264 229V228H263ZM104 230V229H103ZM183 230V229H182ZM225 230V229H224ZM257 230V229H256ZM261 230V229H260ZM260 230H259V234L261 233L260 232ZM176 231V230H175ZM186 231V230H185ZM189 231H191V228H190V230ZM217 231H218V233H219V226H218V229H217ZM223 231V229H221V232ZM232 231V230H231ZM214 231H212V233H213ZM224 232V231H223ZM222 232V233H223ZM253 232V231H252ZM264 232V231H263ZM174 233V232H173ZM179 233V232H178ZM185 233V232H184ZM215 233H217V232H215ZM214 233V234H215ZM258 233V232H257ZM190 234V233H189ZM213 234V235H214ZM224 234V233H223ZM223 234H222V236H223ZM229 234V233H228ZM115 236H117L118 237V235L117 234H114ZM225 235H226V233H225ZM251 235V234H250ZM263 235V234H262ZM261 235V236H262ZM174 236H175V234H174ZM181 236V235H180ZM215 236H217L218 237V235H215ZM112 237H114V236H112ZM220 237H221V235H220ZM225 237H227V236H225ZM249 237V236H248ZM254 237V236H253ZM257 237V236H256ZM177 238V237H176ZM212 238V237H211ZM222 238H224V236L222 237ZM233 238V237H232ZM109 239V238H108ZM111 239H114V238H111ZM177 239H179V238H177ZM231 239V238H230ZM220 240V239H219ZM218 240V241H219ZM173 241V240H172ZM253 241V240H252ZM228 242V241H227ZM251 242V241H250ZM173 243V242H172ZM215 243V242H214ZM220 243V242H219ZM223 243V242H222ZM215 244H217V242L215 243ZM178 245V244H177ZM217 247V246H216ZM220 247H222V244H221V246ZM220 247H218L219 249H220ZM231 247H232V245H231ZM171 248V250L173 251V252H176V244H174V247H173V249H172V247H170ZM217 248V249H218ZM258 248V247H257ZM235 250V249H234ZM264 250V249H263ZM171 251V252H172ZM188 252V251H187ZM222 252V251H221ZM263 252V254H264V251H262ZM261 252V253H262ZM177 253H178V250H177ZM179 253H180V251H179ZM172 259L173 260H175V258H176V260L177 259H179V256H177V254L176 253H172ZM186 255V254H185ZM190 255L192 256V255H194V252H192L191 251V253H190ZM263 256V258H264V255H262ZM189 257V256H188ZM196 257V256H195ZM183 258V257H182ZM191 259V258H190ZM195 259V258H194ZM172 262H174V261H171V263L170 264H172Z\"/></svg>",
  "mask_w": 264,
  "mask_h": 264
},
{
  "label": "built area",
  "instance_id": "built-area-1",
  "mask_svg": "<svg viewBox=\"0 0 264 264\" xmlns=\"http://www.w3.org/2000/svg\"><path fill=\"white\" fill-rule=\"evenodd\" d=\"M185 11L183 0H161V14L163 17L178 20L185 16Z\"/></svg>",
  "mask_w": 264,
  "mask_h": 264
}]
</instances>
